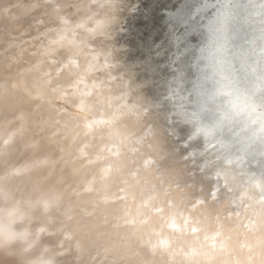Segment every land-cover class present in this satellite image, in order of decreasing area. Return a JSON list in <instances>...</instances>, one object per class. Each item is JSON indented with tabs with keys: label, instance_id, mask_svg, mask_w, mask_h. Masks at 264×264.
Returning <instances> with one entry per match:
<instances>
[{
	"label": "bare ground",
	"instance_id": "bare-ground-1",
	"mask_svg": "<svg viewBox=\"0 0 264 264\" xmlns=\"http://www.w3.org/2000/svg\"><path fill=\"white\" fill-rule=\"evenodd\" d=\"M128 1L0 0V264H264L261 125L215 127L183 0H160L168 35L142 40ZM230 52L264 104L257 60ZM247 145L217 177L213 153Z\"/></svg>",
	"mask_w": 264,
	"mask_h": 264
},
{
	"label": "water",
	"instance_id": "water-1",
	"mask_svg": "<svg viewBox=\"0 0 264 264\" xmlns=\"http://www.w3.org/2000/svg\"><path fill=\"white\" fill-rule=\"evenodd\" d=\"M185 1L188 0H183L179 7L185 10L182 18H187L188 27L194 26V31L190 30V32L192 37L197 39L194 40L196 43L202 42L205 46L209 41L210 34L218 29L222 21L226 22L231 43L230 50H238L244 61L246 59L257 60L258 66L255 71L264 75V56L261 55V52L264 51V0H204L205 3H213L214 6L210 5L200 14H196V9L201 5L197 8L191 5V1L198 0H189L190 3H185ZM128 2L125 11L126 18H131L134 23L137 21L132 29L140 33L139 40L147 35H154V37L168 35L167 33L163 34L165 28L159 29L161 23L155 24L159 13H161L160 0H129ZM174 22L177 21L174 20ZM186 26L187 24L184 23L181 29ZM154 30L158 31L154 34Z\"/></svg>",
	"mask_w": 264,
	"mask_h": 264
},
{
	"label": "clouds",
	"instance_id": "clouds-1",
	"mask_svg": "<svg viewBox=\"0 0 264 264\" xmlns=\"http://www.w3.org/2000/svg\"><path fill=\"white\" fill-rule=\"evenodd\" d=\"M200 54L203 78L207 84L204 104L215 117V127L225 124L251 123L261 125L264 122V104L255 99L253 93L243 89L236 77L231 60V43L228 37L227 23L221 22L218 29L210 34L209 41ZM264 84L257 87L261 91ZM209 137L215 131L211 125L205 128ZM12 212H7V233L0 232V249L10 243L8 236L12 231Z\"/></svg>",
	"mask_w": 264,
	"mask_h": 264
},
{
	"label": "snow or ice",
	"instance_id": "snow-or-ice-1",
	"mask_svg": "<svg viewBox=\"0 0 264 264\" xmlns=\"http://www.w3.org/2000/svg\"><path fill=\"white\" fill-rule=\"evenodd\" d=\"M214 6L213 3H205L204 0H202V4L199 8L196 9V14L203 13L202 10H207L209 6ZM203 50H201L202 52ZM261 55L264 56V51L261 52ZM180 77H177L174 81L173 85L170 88V99L174 102L175 108H176V115H178L185 123H192L195 120V114H188L184 111L187 104L183 102V96L186 94L185 89L182 88L179 84ZM203 132L205 136L208 135L205 128L202 126L197 128L195 132H192L190 140L197 139L199 134ZM215 147V145H213ZM251 147V145H247L243 151V155H240L238 151H233V148H230L227 152H217L213 153L215 159L208 161L209 164L214 166L216 168V175L219 177L220 175H227L226 170L230 169L231 167L235 165L243 166L245 159L247 155L249 154L248 150ZM208 149L206 147L203 148V150L200 151H194L192 155L189 157V159H195L196 156L199 154L200 156H203L207 158ZM260 156L264 158V122L261 123L260 126ZM264 168V165L261 166ZM261 181L259 182V202L264 203V171L261 173Z\"/></svg>",
	"mask_w": 264,
	"mask_h": 264
}]
</instances>
